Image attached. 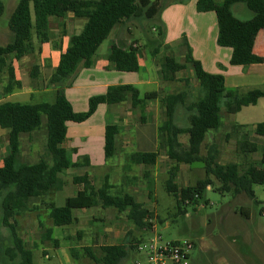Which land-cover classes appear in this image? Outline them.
I'll list each match as a JSON object with an SVG mask.
<instances>
[{
  "label": "trees",
  "instance_id": "obj_1",
  "mask_svg": "<svg viewBox=\"0 0 264 264\" xmlns=\"http://www.w3.org/2000/svg\"><path fill=\"white\" fill-rule=\"evenodd\" d=\"M236 3L244 4L253 13L252 18L246 21L236 18L231 12L232 5ZM163 6L164 4H160L157 7V15ZM196 8L199 12L213 11L216 14L217 44L232 49L231 65H249L263 61L253 55L252 49L255 36L264 29V0H197ZM3 11L4 5L0 1V17ZM67 13H72L75 18L84 19L85 22L82 30L70 38L69 45L61 52L58 64L51 73L48 84L55 88L53 101H0V128L8 131L7 154L3 156L0 166V217L11 238L10 246L5 249V255L10 261L16 260L15 264H33L32 252L18 235L14 218L27 209L32 199L62 189L65 184V171L76 166L70 155L72 151L61 146L66 135V123L84 122L100 104L117 105L128 101L132 109L140 112V120L143 121L142 112L146 102L158 99L164 117L157 129L158 145L174 162L168 170L165 187L175 197L180 211L181 206L202 198L208 187L220 194H245L254 199L252 186L264 185V143L260 147V167L250 164L241 168L236 162L221 164L217 161L218 151L215 146L209 148L206 155L201 154V148L206 134L222 126L223 114L230 116L243 106L256 104L264 96V92L258 88L227 89L222 75L205 72L197 61L186 59L185 63H180L171 52L160 54L159 47L164 36L162 27L156 28L155 40L159 47L152 52L160 67L161 80L174 81L176 73L189 64L198 82L195 97L191 96L188 88L161 95L155 91L141 94L132 85H113L105 93L90 97L84 112H76L65 97L61 86L75 73L79 65H91L99 46L109 37L114 27L128 20L144 17L145 8L141 0H18L8 20L11 40L0 45V72L5 70L7 73L1 98L21 88L9 57L20 60L36 51L35 41L38 44L49 42V18L63 19ZM60 28L59 36L62 37L65 35V25L61 24ZM108 61L116 71L137 72L140 68L137 48L132 45L112 46ZM29 75L31 79L37 78L38 66L33 65ZM186 82L188 83L187 80ZM178 109L184 112V126L177 121ZM43 116L46 129L44 156L34 163L22 162L20 136L39 130ZM233 128L238 130L244 127L234 125ZM263 130L264 123H258L256 135H262ZM119 133L117 125L105 126L103 150L106 159L117 153ZM181 135H187L186 145L179 140ZM257 150L256 142L248 138L236 142L237 152L250 154ZM157 156L158 151L134 152L128 155V165H142L145 167L143 175L148 177V168L153 167ZM193 163L203 165L204 177L193 185L178 186L176 177L179 164ZM72 182L80 184L82 188L74 195L66 197L61 205L53 202L48 204V217L54 227L74 223L76 210L102 207L127 212L128 220L137 230H150L154 219L152 211L136 201L130 193L122 190L114 192V186L109 183L107 175L100 187H94L87 174L74 175ZM260 213L264 216V204ZM140 240L132 237L125 244L100 245L97 251L92 247H85L84 252L95 264H121ZM70 252L72 256H77L74 249H70Z\"/></svg>",
  "mask_w": 264,
  "mask_h": 264
},
{
  "label": "rangeland",
  "instance_id": "obj_2",
  "mask_svg": "<svg viewBox=\"0 0 264 264\" xmlns=\"http://www.w3.org/2000/svg\"><path fill=\"white\" fill-rule=\"evenodd\" d=\"M4 5V11L0 17V45L10 42L12 33L8 28L9 17L18 0H0ZM144 4L145 15L141 19L126 21L132 32V39H138L146 45L147 60H150L153 46L147 44L150 38H157L156 9L160 4H168L171 0H141ZM220 2L221 0H217ZM84 19H78V21ZM152 40V39H151ZM105 45V44H104ZM102 48H100L101 50ZM170 52V51H169ZM179 62L177 50L171 53ZM34 63V60H31ZM32 66V65H31ZM27 71L31 70L28 65ZM43 72L31 79L27 74L24 81L29 87L39 89L43 86ZM180 81L172 86L173 92L189 89L191 96L197 95L198 82L193 76L179 73ZM5 70L0 72V98L2 86L6 81ZM39 78V79H38ZM188 81V83L186 82ZM155 90L154 85L149 87ZM44 96V95H43ZM19 96L10 99L13 102L36 103L40 101H53L51 95L46 96ZM113 107H118L114 105ZM222 126L217 132L209 131L201 148V154L206 155L209 148L215 146L218 154L217 161L222 164L237 162L241 168L253 164L259 166L260 147L264 138L253 137L259 147L257 155L236 151V142L231 135L230 121L223 114ZM135 116L140 122L139 111L135 110ZM97 119H106L113 122V112H99ZM162 109L158 114L159 123L163 120ZM177 121L180 125L185 124L184 112L177 111ZM120 124V123H119ZM45 117H42V126L31 134H23L21 137L22 150L20 160L26 163H34L44 156L46 129ZM146 130L149 132L150 127ZM0 131L7 132L5 129ZM134 132L131 129V134ZM210 133V134H209ZM226 134L231 135L226 138ZM129 134L123 131L118 136L117 153L106 159L102 152L95 153L97 163H104L103 170L95 167L89 170L90 178L94 187H100L104 176L113 187V191L122 190L130 193L145 208L152 211L154 219L153 231L141 232L128 220L127 212H118L114 208L94 207L87 210L74 211L76 221L68 226L54 227L48 217V204L50 202L61 205L63 200L72 196L81 187L72 182L74 175H81L84 169L71 167L65 171V182L62 190L52 191L50 194L32 199L28 207L20 215L14 218V224L18 235L32 252L33 264H95L85 252V247H92L95 251L100 245L125 244L130 238L149 239L160 236L162 242L189 240L193 247L189 252L186 264H264V216L260 209L264 204V185L252 186L254 199L245 194L233 196L230 193L220 194L216 190L206 189L202 198L197 202H191L178 209L175 197L166 191L165 182L168 178V170L174 164L164 149L159 148L160 155L165 159L159 161L157 167H149V176L144 177L143 166H127L128 155L124 152V143L129 141ZM6 136L1 135L0 140L5 142ZM179 140L186 145L187 135H181ZM33 143L35 147L31 149ZM74 157V154H70ZM3 155H0V162ZM260 160V159H259ZM103 161V162H102ZM204 177L203 165L194 163L191 165L179 164L176 182L178 186L193 185L198 179ZM244 211V212H243ZM247 212V213H245ZM50 230V233L48 232ZM11 238L8 228L1 223L0 217V264H15L5 255L6 247L10 246ZM70 249H74L77 256H72ZM138 259L142 264L146 261L141 254L130 251L127 259L121 264H131L132 260Z\"/></svg>",
  "mask_w": 264,
  "mask_h": 264
},
{
  "label": "crops",
  "instance_id": "obj_3",
  "mask_svg": "<svg viewBox=\"0 0 264 264\" xmlns=\"http://www.w3.org/2000/svg\"><path fill=\"white\" fill-rule=\"evenodd\" d=\"M196 2L197 0H171V2L163 6L156 20L164 32L163 41L159 47L154 38L148 40L147 44L154 47L151 50L149 61L147 60L146 45L142 44L138 39L130 38L133 35V31L127 26L126 22L115 26L109 37L99 46L91 65L89 67L79 65L75 73L61 86L65 97L71 103L73 109L76 112L86 111L90 97L105 93L107 88L113 85H132L141 94L150 91H155L161 95L173 93L172 86L181 80L179 73L184 72L186 76H193V69L189 64H186L183 70L176 73L174 81L163 82L158 62L152 56V52L156 47H159L160 54L166 51L173 53L177 50V56L182 61L180 63H185L186 59H190L197 61L205 72L222 75L224 86L227 89L258 88L264 92V29L260 30L255 36L252 49L253 55L263 61L249 65H231L232 49L217 44L218 27L216 14L213 11H197ZM231 12L236 18L243 21L249 20L253 16V13L242 3L233 4ZM84 22L85 20L78 21V18H75L72 13H67L63 19L50 17L51 40L49 42L38 44L35 41L36 51L31 55L22 57L20 60L9 57L15 78L20 81L21 88L14 90V92L5 98H0V101H10V99L19 96L33 97L37 96V94L54 97L55 88L49 86V78L53 69L58 64L61 52L69 45L70 38L82 30ZM61 24L65 25V35L62 37L59 36ZM152 30L156 32L154 27H152ZM114 45L120 47L132 45L137 48L140 66L137 72H121L111 67L108 55ZM100 48L102 49L100 50ZM31 60H34V63ZM28 65L30 67L33 65L38 66L39 71L44 74L41 77L44 80L43 86L38 90L29 87L27 82L24 81L25 76L29 74V71L26 70ZM152 85L156 87L155 90H150L149 87ZM117 105L118 107L100 104L97 106L95 112L84 122L66 123V135L61 146L72 151L74 154L72 161L75 163V167L84 169L83 174H87L89 177L90 169L100 167L103 170L107 165L105 159L104 163H97L93 156L95 153L99 154L100 152L104 155V128L107 124L117 125L120 133L126 131L129 134V141H125L124 143L125 149L123 153L128 155L134 152L158 151V156L153 167H157L159 161L165 159L164 155H160L157 138V129L160 124L158 114L161 109L158 99L146 102L142 112L143 121L140 120V122L135 116V109L131 108L128 101ZM99 112L101 114L113 112V122L109 123L106 119H97L96 116ZM140 115L139 112V117ZM228 118L231 135L235 142L245 138L252 140L253 137L258 136L255 133L256 125L264 123V96L260 97L256 104L243 106L237 113L228 116ZM184 121V125H186V120ZM234 125H241L244 128L233 130ZM147 127L151 128L149 132L146 130ZM131 129L134 130L132 134ZM0 133L6 136L5 142L0 140V155L4 156L7 154L8 131H0ZM22 135L20 136V155L22 150ZM227 135L229 134H226V138ZM258 137L264 138V130L262 135ZM31 145V149L33 146L35 147L33 143H30L29 146ZM258 151L259 147L256 152ZM256 152L250 154L257 155ZM260 158L258 157L259 164ZM127 166L130 165L127 164ZM256 167H260V165ZM81 188L82 186L79 189ZM207 189L210 188L208 187Z\"/></svg>",
  "mask_w": 264,
  "mask_h": 264
},
{
  "label": "built area",
  "instance_id": "obj_4",
  "mask_svg": "<svg viewBox=\"0 0 264 264\" xmlns=\"http://www.w3.org/2000/svg\"><path fill=\"white\" fill-rule=\"evenodd\" d=\"M153 229L154 224L149 231ZM192 247L193 243L189 240L162 242L160 236H154L141 239L135 245L134 252L141 254L146 264H186ZM131 264L142 263L134 259Z\"/></svg>",
  "mask_w": 264,
  "mask_h": 264
}]
</instances>
